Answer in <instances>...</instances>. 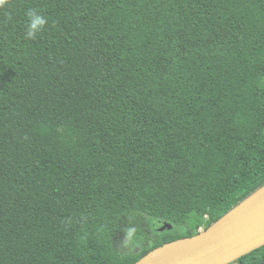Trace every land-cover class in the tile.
Masks as SVG:
<instances>
[{
	"label": "trees",
	"instance_id": "1",
	"mask_svg": "<svg viewBox=\"0 0 264 264\" xmlns=\"http://www.w3.org/2000/svg\"><path fill=\"white\" fill-rule=\"evenodd\" d=\"M262 186L264 0L0 8V264H136Z\"/></svg>",
	"mask_w": 264,
	"mask_h": 264
},
{
	"label": "water",
	"instance_id": "2",
	"mask_svg": "<svg viewBox=\"0 0 264 264\" xmlns=\"http://www.w3.org/2000/svg\"><path fill=\"white\" fill-rule=\"evenodd\" d=\"M165 223L161 230H171ZM264 247V186L193 237L151 251L136 264H232Z\"/></svg>",
	"mask_w": 264,
	"mask_h": 264
},
{
	"label": "rangeland",
	"instance_id": "3",
	"mask_svg": "<svg viewBox=\"0 0 264 264\" xmlns=\"http://www.w3.org/2000/svg\"><path fill=\"white\" fill-rule=\"evenodd\" d=\"M131 230L133 229H131L130 221L127 217L123 218L114 242L115 249L121 255L136 252L140 249V243L132 236Z\"/></svg>",
	"mask_w": 264,
	"mask_h": 264
},
{
	"label": "clouds",
	"instance_id": "4",
	"mask_svg": "<svg viewBox=\"0 0 264 264\" xmlns=\"http://www.w3.org/2000/svg\"><path fill=\"white\" fill-rule=\"evenodd\" d=\"M9 3V0H0V8ZM28 23L25 29L26 39H36L42 33L47 25L46 18L36 9H30L27 12Z\"/></svg>",
	"mask_w": 264,
	"mask_h": 264
}]
</instances>
